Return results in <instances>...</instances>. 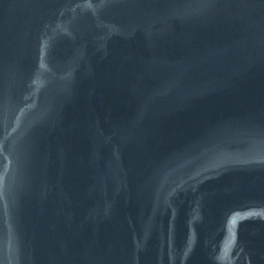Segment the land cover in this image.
Masks as SVG:
<instances>
[{"label":"water","instance_id":"1","mask_svg":"<svg viewBox=\"0 0 264 264\" xmlns=\"http://www.w3.org/2000/svg\"><path fill=\"white\" fill-rule=\"evenodd\" d=\"M0 264H264V0H0Z\"/></svg>","mask_w":264,"mask_h":264}]
</instances>
